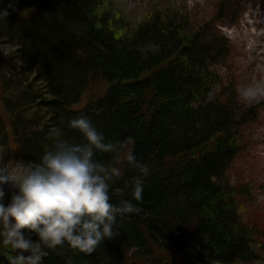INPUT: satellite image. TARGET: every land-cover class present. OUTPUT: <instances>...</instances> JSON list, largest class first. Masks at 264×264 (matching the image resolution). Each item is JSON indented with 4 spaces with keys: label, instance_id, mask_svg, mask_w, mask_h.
<instances>
[{
    "label": "trees",
    "instance_id": "16d2710c",
    "mask_svg": "<svg viewBox=\"0 0 264 264\" xmlns=\"http://www.w3.org/2000/svg\"><path fill=\"white\" fill-rule=\"evenodd\" d=\"M225 2L218 0L216 13L201 26L194 27L198 15L191 19L174 5L155 8L128 31L105 9L110 0H0V11L8 12L0 21V42L13 47L12 59L29 76L4 83L3 92L10 83L24 85L29 99L1 100L8 121L0 117V161H8L11 145L20 161L38 162L51 148L47 133L53 126L81 142L68 120L85 115L108 142L133 137L134 154L149 166L143 200L132 201L141 212L124 218L119 235L91 255L67 244L45 249L43 264L69 258L72 264L264 259V208L258 200L264 183L249 163L257 135L245 132L260 123L264 100L243 102L239 77L227 70L233 53L218 29L229 8ZM102 85L98 98L87 95ZM27 112L34 113L24 119ZM96 158L107 163L112 156ZM120 166L124 176L112 183L113 203L132 199L123 181L138 175L126 161ZM10 254L0 244V264H8Z\"/></svg>",
    "mask_w": 264,
    "mask_h": 264
},
{
    "label": "clouds",
    "instance_id": "9594fccd",
    "mask_svg": "<svg viewBox=\"0 0 264 264\" xmlns=\"http://www.w3.org/2000/svg\"><path fill=\"white\" fill-rule=\"evenodd\" d=\"M7 15V10L0 11V21L5 22ZM238 92L245 103L264 100V79ZM68 127L81 134V142L67 139L60 127L53 126L47 133L51 148L38 162L17 161L11 169L0 164V244L14 253L8 255V264H43L45 249L65 244L91 255L104 240L119 235L126 216L141 212L132 201L143 200L149 166L134 154V138L108 142L85 115L68 120ZM97 153L111 154L112 159L101 162ZM121 159L138 175L123 181L132 199L113 203L112 183L124 176ZM5 185L13 189L7 206ZM33 234L38 240L32 239ZM65 264H72L71 258Z\"/></svg>",
    "mask_w": 264,
    "mask_h": 264
},
{
    "label": "rangeland",
    "instance_id": "374dc122",
    "mask_svg": "<svg viewBox=\"0 0 264 264\" xmlns=\"http://www.w3.org/2000/svg\"><path fill=\"white\" fill-rule=\"evenodd\" d=\"M110 2L105 9L116 15L117 21L124 24V29L132 31L145 14L154 11L155 8L165 9L166 6L174 7V5L180 13H187L191 19L198 15L199 20L195 22L194 27L201 26L209 20L210 13H216L218 0H110ZM227 2L229 8L224 12L225 16L220 18L221 26L218 29L229 40L230 53H233V61L231 65L228 63L227 66H230L227 70L230 73H236L240 80L239 85L243 87L254 80L264 79V0H226L225 3ZM13 50V47L0 42V117L4 123L8 121V114H4L1 100L9 103V100H13L14 97L29 99L25 86L18 83H10L3 92L4 83L10 82V79L23 81L29 77L27 71L21 70L24 69L23 65L12 59ZM103 85L99 90L91 89L87 95L98 98L104 90ZM35 89L43 93L41 84H38ZM258 111L260 123L250 124L245 132L246 135L255 133L257 135L256 142L252 144V148L250 147L253 155L249 163L251 168L255 164L254 177L261 184L264 183V103ZM33 113H25L28 116H23L24 119L31 118ZM10 149L8 161L6 163L0 161V164L6 165L9 169L20 161L11 145ZM123 161L121 159V163ZM249 171L247 167L243 169L244 177L250 174ZM4 189L6 192L4 203L7 206L13 189L9 185H5ZM258 200L261 203L259 205L264 208V191L259 193ZM248 213L250 214L251 211ZM254 264H264V259Z\"/></svg>",
    "mask_w": 264,
    "mask_h": 264
}]
</instances>
